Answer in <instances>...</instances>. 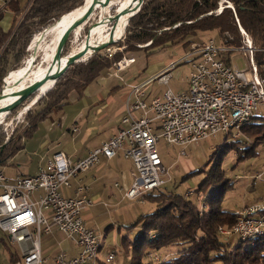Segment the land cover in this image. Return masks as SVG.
<instances>
[{
  "label": "trees",
  "instance_id": "obj_1",
  "mask_svg": "<svg viewBox=\"0 0 264 264\" xmlns=\"http://www.w3.org/2000/svg\"><path fill=\"white\" fill-rule=\"evenodd\" d=\"M83 2L27 0L24 5L20 0L10 2L9 8L22 17L7 32L0 29V48L4 45L0 56V85L7 72L20 68L33 35L53 27ZM126 2L119 1L121 8ZM223 5L231 7L219 11ZM115 22L106 23L111 27ZM240 28L251 40L256 50L253 60L259 72L263 73L264 0H144L138 13L129 20L123 39L109 46L123 48L121 52L110 57L95 53L88 59H82H87L85 62L69 67L41 99L33 106L25 107L29 110L24 125L17 124L7 140L0 135V146H3L0 167L24 149L25 140L50 112L67 103L70 92L81 96L88 84L97 82L123 56L139 50L149 53L167 47L184 50L193 44L192 39L198 32L205 31L215 32L221 45L238 49L243 46ZM241 132L243 138L225 145L221 152L233 148L240 162L258 157L255 149L264 142L263 119L255 118ZM199 172L205 171L201 168ZM165 185L143 196V201L152 206L151 211L125 227L126 234L120 243L123 252L129 255V264H264V233L246 241L239 239L235 244L231 243L233 236L222 237L219 234L220 228L232 230L236 224L235 214L221 205V198L232 182L224 178L220 163L210 167L190 196L166 192L162 190ZM193 194L196 196L194 201L191 199ZM133 232L135 236L131 239ZM18 261L19 258L12 264ZM99 264L104 263L99 261Z\"/></svg>",
  "mask_w": 264,
  "mask_h": 264
},
{
  "label": "built area",
  "instance_id": "obj_2",
  "mask_svg": "<svg viewBox=\"0 0 264 264\" xmlns=\"http://www.w3.org/2000/svg\"><path fill=\"white\" fill-rule=\"evenodd\" d=\"M10 2L0 0V17L8 14ZM239 31L243 36L242 47L233 49L214 39L192 44L189 52L147 82L130 86L125 96L121 127L85 158L73 162L64 152L58 151L61 234L78 248L74 256L62 252V264H99V261L116 264L115 253L99 256L100 238L80 218L82 211L91 205L86 186H77L73 197L61 192L69 187L72 178L88 171L100 158L110 160L121 151L134 169L132 184L124 192V198L143 201V196L167 183L164 177L168 176V171L155 149L159 142L184 149L210 140L218 133L238 141L243 138V127L258 117L264 121L259 111V108L264 109V72L260 73L255 65L256 50L251 40L241 28ZM232 51L242 52L249 58V71L229 66L228 54ZM133 63V58H124L114 65L112 73L117 76ZM181 63L190 64L191 68L185 89L177 93L168 89L164 95L149 99L145 91L147 83L156 80L167 85L171 72ZM8 126L5 120L0 123L4 130ZM261 149L264 158V142ZM49 167L50 158L32 176L8 178L0 170V232L20 246L22 256L17 264H44L46 261L41 254L40 239L53 230ZM38 190L43 194L36 199L33 194ZM190 195L191 192L185 194ZM234 214L233 229L219 230L221 233L235 235L243 241L264 233V202L246 206Z\"/></svg>",
  "mask_w": 264,
  "mask_h": 264
},
{
  "label": "rangeland",
  "instance_id": "obj_3",
  "mask_svg": "<svg viewBox=\"0 0 264 264\" xmlns=\"http://www.w3.org/2000/svg\"><path fill=\"white\" fill-rule=\"evenodd\" d=\"M20 1L22 4L27 0ZM119 1L121 0H107L105 2L107 6L105 7H103L102 5H98L97 10L87 21L82 31L80 32V29L76 30L74 35L69 36L63 48L62 57L67 55L70 56V54L79 52L78 46L86 34L85 31H87L96 22L98 17L105 16L108 12L107 10L109 7L114 8L116 4L119 3ZM24 4L25 3H23L22 5ZM25 11L26 9H24L22 13L24 14ZM11 12L13 13L12 25L14 24V22H16V20H18L16 22V24H18L21 20L22 14H19L17 16L12 10ZM67 18L70 20L69 16H67ZM7 22L8 20L5 19L4 22L0 25L2 29H6ZM50 28L48 30L46 29V35L43 37H40V34L43 31L33 35L30 43L26 47V56L20 62V68L18 69H21L27 63H30V61H27V59H31V61H34L35 66L41 62L43 55L42 50L44 48V45L51 39L50 34H48ZM112 29L113 28H110L106 23L99 26L91 37L90 44L96 45L101 44L103 42H107L110 36L109 33L112 32ZM209 39H214L215 41H217L216 33L213 31L198 32L194 39H192V41L193 44H200L207 42V40ZM114 45L102 50L99 53L103 55H108L109 53L113 54L115 52H121L123 50V48H119L118 46ZM147 45L148 44L143 46ZM143 46L139 45L138 47ZM3 48L4 45L0 48V56L2 54ZM189 49L190 46L185 47L184 50L179 49L178 47H167L162 50L149 53L139 50L132 54L123 56L122 59H135V64L133 65L132 69L141 70L137 82H146L153 77V73H155L161 68L163 69V67H167L169 65L170 60H176L182 55V53L184 54L189 52ZM228 58L230 64L229 66H231L232 68L239 71L250 70V60L242 52H229ZM114 65H112L110 72H113ZM189 67L190 64L183 63L176 66V68L171 72V77L169 78V81H167V85H162L156 80L148 82L147 86L150 88L151 91L149 99L154 96L164 95V92L168 89H170L174 93L181 92L183 89H185L186 79L191 71V68ZM262 67L264 69V66ZM10 72H7L6 76L2 78L0 90L4 85V79ZM107 74L108 73H106L105 71V76H107ZM119 75L121 76L123 75V73ZM110 82H112L111 79ZM116 100L118 101L119 99L117 98ZM27 105V103L21 105V108L19 110H17V108L15 111L11 112L8 115L7 119H5V124L9 123V126L6 128V130H4V127H0V135H4L5 138L9 137L12 134L13 129H16L17 124H25L24 118L27 112L23 114L22 111ZM77 108V106H74L75 111L77 110ZM66 109L67 110H65V112H72L73 110L72 107H67ZM259 111L261 112V116H264V109L259 108ZM14 118L16 119V121ZM39 137L40 133H37L34 136V139L29 142L30 146H37L38 142L40 141L37 140ZM230 142H232V140L229 137H224V134L222 133H218L217 135L213 136L210 140H202L184 149L168 146L163 142H159L155 149H157L158 155L161 159L160 162H162V166L168 171V176L164 177L165 181H167V184L162 188V190L182 196L187 193L193 192L197 188V186L200 185V183L204 179L205 173L210 169V167L212 165L220 163L224 178L232 182V186L227 189V191L223 194V198H221V205L225 210L232 213H237L246 206L264 202V160L261 158V154L263 155L261 147L255 149V152L259 153L258 157H249L240 162L236 159L237 157L235 152L233 151V148L224 151L223 153L221 152L225 145H229ZM181 151H183V154H181ZM37 159L39 160V157H35L32 154L27 153L21 157V161H17V159H14L12 161L11 166H7L6 168L7 170H13V168H17L20 172H24L23 169H26L28 167L33 168ZM201 168H203L205 172H199ZM191 199L194 201L196 199V196L193 194ZM118 207L119 210H121L125 214H128L132 219V222L128 224V226L134 224L138 219L139 215H146V213H149L152 209L150 203L146 202L145 205H142L140 201H129L127 199L123 200L121 205H119ZM112 216L114 217L111 220L112 223H117L118 219L116 217V213L113 211ZM119 225L114 226V228H109L107 232L103 235V238L101 237L99 239L101 246L99 256L101 257L105 253L112 252L116 254V264H129V255L127 256V254L123 252L122 243H120L122 242V237L126 234V229L124 227L118 229L117 226ZM219 230L225 232L229 231L223 228H220ZM222 231H219V234L222 237H229V235L221 233ZM134 236V232L133 234H130L131 239L134 238ZM230 236H233L231 237L232 244H235L239 241V238L237 236ZM5 242L6 243L4 247L0 245V253L2 254L0 255V264H4L3 261H1V258L2 256H4V258H7L8 253H15L18 257H20L22 254L18 245L12 244L8 240ZM73 246L75 245L73 244Z\"/></svg>",
  "mask_w": 264,
  "mask_h": 264
},
{
  "label": "crops",
  "instance_id": "obj_4",
  "mask_svg": "<svg viewBox=\"0 0 264 264\" xmlns=\"http://www.w3.org/2000/svg\"><path fill=\"white\" fill-rule=\"evenodd\" d=\"M13 1L11 0V2ZM5 19L8 20L6 29H2L0 26L3 32L12 26L13 13L10 8L8 14L1 17L0 25ZM171 62L172 60L169 61V64ZM134 64L135 59L133 64L120 71L117 76L112 71L107 70V76L104 73L97 82L88 84L81 96L76 92H70L67 103L59 110L50 112L25 140L24 149L0 167L3 174L8 178L32 176L53 153L58 151L64 152L73 162L83 159L89 152L113 136L116 130L121 127L120 121L124 115L125 96L129 93V87L144 83L137 82L141 70L132 69ZM164 68L166 67L157 70L152 75L155 76ZM121 73L123 75L120 76ZM147 87H145V91L150 95V88ZM74 106L78 107L76 111ZM67 107H72V112H65ZM25 109L29 110L28 108ZM37 133H40V137L37 139L40 141L37 146H30L29 142L34 139ZM27 153L39 157L33 168L23 169L24 172H20L17 168L7 170L6 167L11 166L14 159L21 161V157ZM130 162L123 157L121 151L110 160L100 158L98 163L88 171L72 178L69 181V187L61 191L63 194L73 197L77 186H86L91 205L82 211L80 218L88 228L96 232L99 238H103L109 228H114L119 224L118 229L125 228L132 222L128 214L118 209L122 201L126 200L124 192L128 190L133 181L134 169ZM42 194V191L38 190L33 194V197L37 199ZM140 203L146 204L145 201H140ZM112 211L116 213L118 224H113L111 221L114 218ZM52 227L51 233L43 234L40 239L41 254L46 260L44 264H52V259L62 252L69 256H74L78 252V248L73 246L72 242L68 241L54 226ZM7 240L10 241L7 236L0 232V245L2 247L5 246ZM18 247L20 248L19 245ZM0 255L2 254L0 253ZM7 255V258L4 256L1 258L4 264H12L18 258L20 261L22 256L21 254L18 257L15 253H8Z\"/></svg>",
  "mask_w": 264,
  "mask_h": 264
},
{
  "label": "water",
  "instance_id": "obj_5",
  "mask_svg": "<svg viewBox=\"0 0 264 264\" xmlns=\"http://www.w3.org/2000/svg\"><path fill=\"white\" fill-rule=\"evenodd\" d=\"M144 0H129L128 3H126V6L124 8H121L120 4H116V6L113 8L109 7L108 12L103 17H98L96 22L87 30L85 31L86 34L83 37V40L78 46L79 52L72 58L65 61L63 64H61L62 59V51L65 46V43L67 42V39L70 35H73V33L76 30H79L86 25L87 21L91 18L93 13L97 10L98 5H102L103 7L107 6L101 2V0H84L83 5L86 7L84 8L82 14L79 16L78 20L72 25L69 26L66 30L61 32L56 48L52 54L50 62L44 67V70L39 72L37 75L31 74V72H26L24 74V78H19L16 80L13 84V90L11 91H5L3 87L5 86V82L3 81V87L0 90V123L7 119L8 115L15 111L19 106L27 103L30 107L33 106L39 99H41L50 89L54 86L56 81L66 72V70L77 64L84 62L86 60L83 57L88 53L89 50H92V54L99 53L102 50L108 48L110 45L115 44L116 42H119L123 39L125 29L128 25L129 20L135 16ZM109 4V3H108ZM119 5V6H118ZM230 8L229 5L221 6L219 11L222 10V8ZM126 19L125 27L123 29V34L118 38L115 39V29L116 26L113 27V25L110 28H113L112 32H110V38L109 42H105L104 44L100 46H91L90 39L93 36L95 30L104 24L105 22H111V21H117ZM45 30L40 34V37L45 36ZM145 47V46H143ZM91 54V55H92ZM45 63V60H41V62L38 65H42ZM34 61L30 62V65L28 67V70L31 68H34ZM8 76V75H7ZM31 77V78H29ZM28 79V80H25ZM5 80V79H4ZM46 90L43 91V89ZM11 98H17L12 103H4L2 102L7 101ZM28 112V111H27ZM3 148V146H0V150Z\"/></svg>",
  "mask_w": 264,
  "mask_h": 264
},
{
  "label": "bare ground",
  "instance_id": "obj_6",
  "mask_svg": "<svg viewBox=\"0 0 264 264\" xmlns=\"http://www.w3.org/2000/svg\"><path fill=\"white\" fill-rule=\"evenodd\" d=\"M87 1H89V0H87ZM106 1L107 0H101V2H103L104 6L106 5L105 4ZM127 1L129 2V0H127ZM128 2H126V3H128ZM85 7H86L85 5H82V6L78 7L77 9H75L69 15L70 20L67 18V16H65L62 19H60V21L57 23V25L55 24V26L50 28V30L48 31L49 33L48 32L47 33L50 34L51 39L44 45V48L42 50V53H43L42 59L45 60V63H43L42 65H38L37 64L36 66H34L33 69L30 68L29 70H28V67H29L30 63H27L21 69L14 70L11 73H9L8 76L4 80L5 86L3 87V89L5 91L13 90L14 89L13 88L14 82L16 80H18L19 78L23 79L24 78V74L26 72H28V73L31 72V74L33 73V75H37L39 72L44 70V67L51 60L52 54H53V52H54V50L56 48L57 41H58L60 35L62 34L61 32L66 30L69 26H72L78 20L79 16L82 14V12H83ZM117 21L114 24V26H116V29L114 30L115 31V38L120 33L123 32V29L125 27L126 19L120 20L119 22H117ZM47 30H45V33H46ZM109 38H108L107 42H109ZM104 43L105 42H103L101 44L91 45V46H100V45H102ZM77 53L78 52L70 54V56L67 55L64 60H61V64H63L68 59L74 57ZM91 54H92V50H89L88 53L83 58L84 59L88 58L89 56H91ZM27 61L31 62V59H27ZM29 78H31V77H29ZM25 80H28V79H25ZM46 88H48V87H45V89H43V91L46 90ZM15 100H17V98H11V99H9L7 101L2 102V104H4L5 102L6 103H12ZM26 112H27L26 109H24L22 111L23 114L26 113ZM58 166H59L58 165V152H56L50 158V167H49V174H51V202H52L51 227L54 226L56 228V230L61 233L60 194H59V167ZM54 264H62V253H60V254H58V255H56L54 257Z\"/></svg>",
  "mask_w": 264,
  "mask_h": 264
}]
</instances>
